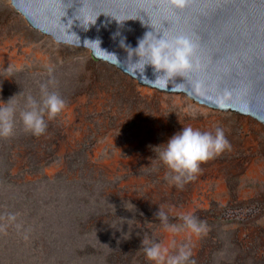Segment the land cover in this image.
<instances>
[{"label": "rangeland", "instance_id": "1", "mask_svg": "<svg viewBox=\"0 0 264 264\" xmlns=\"http://www.w3.org/2000/svg\"><path fill=\"white\" fill-rule=\"evenodd\" d=\"M41 85L66 107L35 136L19 114L29 96L41 100ZM9 100L16 114L14 134L0 137V264H153L140 248L144 235L172 255L188 244L189 264H264L257 119L142 88L91 50L45 39L0 0V107ZM187 126L219 127L231 148L181 188L166 179L158 153ZM159 206L169 224L191 213L208 231H167L154 215Z\"/></svg>", "mask_w": 264, "mask_h": 264}, {"label": "water", "instance_id": "2", "mask_svg": "<svg viewBox=\"0 0 264 264\" xmlns=\"http://www.w3.org/2000/svg\"><path fill=\"white\" fill-rule=\"evenodd\" d=\"M31 28L92 51L95 58L137 79L142 88L184 95L225 115L242 113L264 125V0H189L173 10L163 0H8ZM157 38L186 35L198 45V68L165 89L153 86L151 66L133 67L146 32ZM100 42V46H99ZM133 60V61H132Z\"/></svg>", "mask_w": 264, "mask_h": 264}, {"label": "clouds", "instance_id": "3", "mask_svg": "<svg viewBox=\"0 0 264 264\" xmlns=\"http://www.w3.org/2000/svg\"><path fill=\"white\" fill-rule=\"evenodd\" d=\"M163 3L173 10H183L188 5L189 0H163ZM120 43L122 47L126 48L131 58L137 57L133 62V67L138 71L144 74L146 66L152 67L155 79L150 80V82L157 88L165 89L176 77H185L194 68L199 67L198 59L194 64L198 45L186 35L166 38L163 34L157 38L155 32L148 31L138 41L135 48L125 45L124 40H121ZM65 107L66 102L59 94L54 91L50 92L46 85H41V100L37 101L29 96L25 108L20 111V121L26 132L41 136L48 128L47 121L55 119ZM15 114L16 108L11 105L10 100L6 104L4 103L3 107H0V137L8 138L14 134ZM164 145L166 146L158 153V156L160 161L169 169V176H166V179H169L170 183L176 187L181 188L202 174L201 165L203 163L231 148L224 130L219 127L215 129L214 134L209 131L202 132L192 126L183 127L181 132L172 136ZM154 215L171 233H179L184 228L196 235L206 234L208 231L206 222L200 221L191 213L180 214L179 218L183 221L182 225L169 224L168 214L160 206ZM9 219L14 221L15 216L10 215ZM128 221L130 220H127L130 229L131 225ZM123 223L116 228L119 229ZM130 234L131 232L128 231L125 239L130 238ZM173 246H175V241H173ZM140 248L147 260L152 261L153 264H189L192 256V250L186 243L181 244L176 254L172 255L169 254L168 247L150 239L147 235L143 236ZM191 264H195V261H191Z\"/></svg>", "mask_w": 264, "mask_h": 264}, {"label": "bare ground", "instance_id": "4", "mask_svg": "<svg viewBox=\"0 0 264 264\" xmlns=\"http://www.w3.org/2000/svg\"><path fill=\"white\" fill-rule=\"evenodd\" d=\"M242 114V113H241ZM259 121V120H258Z\"/></svg>", "mask_w": 264, "mask_h": 264}]
</instances>
